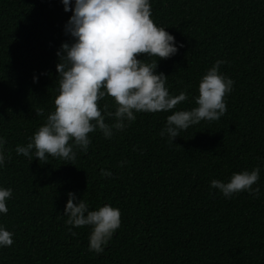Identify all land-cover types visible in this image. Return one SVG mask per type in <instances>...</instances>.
Instances as JSON below:
<instances>
[{
  "label": "trees",
  "instance_id": "obj_1",
  "mask_svg": "<svg viewBox=\"0 0 264 264\" xmlns=\"http://www.w3.org/2000/svg\"><path fill=\"white\" fill-rule=\"evenodd\" d=\"M150 7L178 49L137 59L157 62L170 94L187 99L168 112L134 113L110 138L97 128L86 150L74 146L72 160L46 154L30 162L15 148L54 110L56 52L73 39L64 31L71 0L67 12L61 0H0V187L11 189L0 225L13 234L0 264H264V0H150ZM218 59L233 81L224 115L172 142L161 136L172 111L196 106L198 83ZM97 104L102 114L116 107L107 94ZM254 167L255 193L225 197L210 187ZM69 191L89 210L119 209L120 226L102 253L88 249L90 226L66 223Z\"/></svg>",
  "mask_w": 264,
  "mask_h": 264
},
{
  "label": "clouds",
  "instance_id": "obj_2",
  "mask_svg": "<svg viewBox=\"0 0 264 264\" xmlns=\"http://www.w3.org/2000/svg\"><path fill=\"white\" fill-rule=\"evenodd\" d=\"M61 3L63 10L69 11L70 0ZM71 13L64 31L73 38L72 42L61 43L56 52L59 87L54 110L26 145L15 148L18 155L28 157L30 162L33 158L46 161V154L72 160L74 146L86 150L90 143L87 134L97 128L105 138H110L113 130H122L126 121L135 119L134 113L168 112L187 99L184 91L170 94L167 76L155 71L157 62L137 59L139 54L166 59L178 49L174 36L150 18V0H71ZM223 63L216 60L202 75L198 95L194 97L195 107L172 111L166 117L161 136L167 134L172 142L179 131L201 120L214 121L224 115V97L232 90L233 81L218 71ZM106 94L114 98L116 107L114 112L102 114L97 101ZM105 117H114V123H105ZM4 143V137L0 136V149ZM5 160V153L0 150V167ZM259 171V167H254L251 171L234 172L227 182L212 179L210 187L225 197L240 191L255 193L258 189L252 185L258 181ZM101 175L110 173L102 169ZM10 195V188L0 187V214L7 213L6 201ZM66 195V223L73 227L90 226L88 249L102 253L120 226L119 209L104 204L89 210L87 203L77 200L73 192ZM12 235L0 225V248L13 243Z\"/></svg>",
  "mask_w": 264,
  "mask_h": 264
}]
</instances>
